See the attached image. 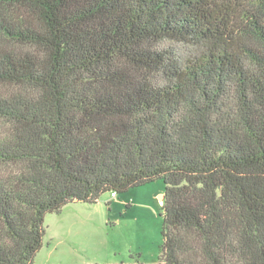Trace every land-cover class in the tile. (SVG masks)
<instances>
[{"label": "trees", "instance_id": "trees-1", "mask_svg": "<svg viewBox=\"0 0 264 264\" xmlns=\"http://www.w3.org/2000/svg\"><path fill=\"white\" fill-rule=\"evenodd\" d=\"M155 180V264H264V0H0V264Z\"/></svg>", "mask_w": 264, "mask_h": 264}, {"label": "rangeland", "instance_id": "rangeland-1", "mask_svg": "<svg viewBox=\"0 0 264 264\" xmlns=\"http://www.w3.org/2000/svg\"><path fill=\"white\" fill-rule=\"evenodd\" d=\"M163 182L102 194L94 204L71 202L46 214L43 246L33 264H155L162 244Z\"/></svg>", "mask_w": 264, "mask_h": 264}, {"label": "built area", "instance_id": "built-area-1", "mask_svg": "<svg viewBox=\"0 0 264 264\" xmlns=\"http://www.w3.org/2000/svg\"><path fill=\"white\" fill-rule=\"evenodd\" d=\"M110 196H111L112 198H115V197H116L114 193H112Z\"/></svg>", "mask_w": 264, "mask_h": 264}]
</instances>
